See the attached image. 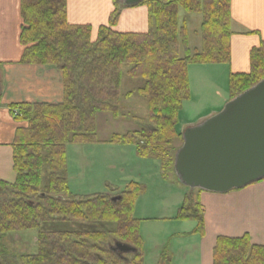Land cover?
Masks as SVG:
<instances>
[{
  "label": "trees",
  "instance_id": "obj_1",
  "mask_svg": "<svg viewBox=\"0 0 264 264\" xmlns=\"http://www.w3.org/2000/svg\"><path fill=\"white\" fill-rule=\"evenodd\" d=\"M20 62L57 69L62 83L59 102H21L10 105L21 122L12 144L14 180H0V237L36 230L38 249L18 260L0 248V264H141L142 241L135 203L143 193L131 180L116 197L110 193L80 196L68 187L66 146L84 143L131 145L140 159L155 158L162 177L172 172L174 154L182 141L180 111L190 98L188 66L230 62V0H142L148 10L143 33L117 31L119 7L94 33L90 25L69 24L66 0H21ZM139 3V4H140ZM179 10L200 14V48L189 44ZM122 75L142 79L136 93L147 100V115L137 129L97 137L98 114L118 118L123 101L134 91H122ZM264 79V40L249 51V70L230 72L228 100ZM189 191L176 220H195L203 232V215ZM104 224H113L106 229ZM135 248L129 260L110 250L108 239ZM213 264H264V243L248 235L218 236ZM17 261V262H16ZM158 264H171L163 249Z\"/></svg>",
  "mask_w": 264,
  "mask_h": 264
},
{
  "label": "crops",
  "instance_id": "obj_2",
  "mask_svg": "<svg viewBox=\"0 0 264 264\" xmlns=\"http://www.w3.org/2000/svg\"><path fill=\"white\" fill-rule=\"evenodd\" d=\"M20 2L21 0H0V180L5 182L14 180L12 144L18 127V121L11 114L10 105L21 102L54 103L61 101L63 95L62 83L57 70L20 62L22 54V47L19 43L22 26ZM113 10V0H66L67 22L76 25H90L93 33L99 26L107 24L108 17ZM230 14V30L232 32L230 62L228 64L210 63L188 66L190 98L182 103L179 124L181 131L187 126L201 122L223 107L228 101L229 73L248 71L250 49L258 46L260 41L264 40V0H230ZM114 29L120 32H146L148 29L147 7L141 3L130 7H119V18ZM237 29L239 31L234 32ZM191 47L200 48L195 45H191ZM212 71H215V74L219 72L222 75V80L219 81L220 85H215L213 80L216 78L211 77L210 81L215 88L212 90V94L207 95L206 109L200 110V113L196 112L193 104L199 100V97L197 98L195 95L194 86L197 87L199 83L196 81L194 85V77L201 74L204 76ZM190 114H194L193 118L189 117ZM91 144L70 145L73 148L66 152L68 187L74 194L99 193L81 192L79 191L81 187L76 185L80 184L83 179L89 181L84 173L88 168L87 162L82 161L83 158L80 157L79 152L91 151L88 149ZM131 147H126L124 150L121 147L119 151H123L132 162L137 164L132 172L126 173L132 176L147 164L146 160L136 156L134 147L132 149ZM89 154L87 155L90 156ZM153 165L159 171V163L158 166ZM98 172H101V167ZM121 175H123L122 172ZM77 176L85 178L76 179ZM129 181L131 179L125 181L124 186ZM97 182L99 185L100 181ZM162 184L164 182H160V185ZM174 185H176L173 186L175 189L168 187L165 190L161 199L167 206L163 204L159 209L160 212L166 209V212L158 213L157 217L151 213L154 208H158L154 204L147 202L139 206L143 200L139 197L135 203L133 216L139 220V234L142 241L141 264H149V261L151 264H158L160 254L165 249L164 245L160 244L162 239H164L163 241L169 238L178 239V242L174 243L173 247L167 251L171 264H213L212 250L218 236L238 238L248 235L252 244L264 243V179L226 193L199 191L196 195L201 205L204 225L201 234L194 232L195 220L182 221L174 218L184 195L189 192V189L181 185L175 176ZM89 186H95V183H91ZM109 188L119 190L111 182ZM153 220L159 221L157 223L160 224L154 226L156 232L154 231L152 234L154 241L151 246L153 245V248L146 249L148 235H145V229L148 224L145 221ZM168 223H174L171 230H169ZM146 250L150 253L149 261L146 260Z\"/></svg>",
  "mask_w": 264,
  "mask_h": 264
},
{
  "label": "water",
  "instance_id": "obj_3",
  "mask_svg": "<svg viewBox=\"0 0 264 264\" xmlns=\"http://www.w3.org/2000/svg\"><path fill=\"white\" fill-rule=\"evenodd\" d=\"M141 0H122L133 6ZM177 180L189 189L225 193L264 178V79L227 101L222 109L182 132L174 156ZM116 254L135 248L115 242Z\"/></svg>",
  "mask_w": 264,
  "mask_h": 264
},
{
  "label": "rangeland",
  "instance_id": "obj_4",
  "mask_svg": "<svg viewBox=\"0 0 264 264\" xmlns=\"http://www.w3.org/2000/svg\"><path fill=\"white\" fill-rule=\"evenodd\" d=\"M118 2L120 3L122 1L118 0ZM179 19L180 21L185 22L186 24V27L190 34L189 35L190 46L195 45L197 47H200L201 45L200 39L194 35H193L194 37L193 36L191 37V34L194 31L199 32L201 15L200 14H186L182 10H179ZM237 31L239 30L237 29L234 32H237ZM93 36H94V33H93ZM42 68H46V67L43 66ZM216 69L222 70L220 68H216ZM54 70H57V69H54ZM58 74L60 75L59 72ZM201 75L200 76L196 75L194 77V85L196 81L197 83H199L197 87L194 86L195 95L197 98L199 97V100L193 104L196 112H199L202 109H206L205 105L207 102L205 101L208 99L207 95L212 94V90L215 88L214 85L210 81V79H212L211 77H214V79L216 78V80L218 81L217 82L216 80H213L215 85H220L219 81L222 80V75L219 72L215 74V71L208 72L204 76H201ZM60 80H61V77H60ZM143 85H144V80L142 79H131L127 77L126 75H122L121 80H120L121 90L122 91H134V94L127 100L123 101L121 114L118 118H113L109 114H98L97 115V119L95 122H96V129H97L96 134L99 139H107L113 133L124 134L127 131L137 129L139 127L140 123H142L141 120L145 118L147 115V100L146 98L136 93V90L142 87ZM193 116L194 114L189 115L190 118H193ZM20 125H22V123L18 122V126ZM178 143L180 142L175 143L176 147H178L179 145ZM130 146L131 145H120V144H112L108 146V145H103L101 143H92L90 147L88 148L91 151H85V150L80 151L79 154L81 155L80 157L83 158L82 161L87 162L88 168L85 169L84 173H85L86 178L88 177L89 181H87V179H85L86 181H84L83 179L81 183L79 182L80 184H76V185H79L81 187L79 188L80 189L79 191L81 192H84V191L92 192L93 191V192H99V193H106L110 191V188H109L110 182L114 184L117 188H119V190H122L124 188L123 183L127 181L128 179L137 181L143 187V193L139 195V198H143V200H141L139 206L147 202L154 204L158 208H154L151 211V213L152 215L157 217L156 215H158V213H162L163 211L166 212V209H163L160 212L159 207L165 203L161 199L163 198V194L165 190L168 187L175 189V187H173V186H176L174 185V175L173 174L169 175L166 178L162 177L161 173H159L160 171H158V169H156L155 166L153 165L155 164L156 166H158V161L153 157H148L147 159H144L146 160L145 162L147 165L143 164L145 167L143 169H138L139 171L136 174L132 176L130 174L127 175L126 173L132 172L133 168L137 167V164L132 162V160L129 159L128 155L125 154L123 151H119V149L123 147L122 150H124L126 147L130 148ZM70 148H73V147L70 145H67L66 152L67 151L69 152ZM132 148L133 146L131 147V149ZM88 153H90L89 154L90 156L87 155ZM95 166H96V169H95ZM100 167H101V172L99 173L98 171ZM121 172L123 173V175H121ZM80 178H85V177L77 176L76 179H80ZM99 178H101V180H99ZM97 181H100L99 185ZM160 182H164V184L160 185ZM91 183H95V186H89V184ZM111 187H114V186H111ZM86 189H89V190H86ZM119 190L110 191L109 193H111L110 194L111 196H115L117 191ZM170 198L172 199V197ZM164 206H167V205L164 204ZM145 222L146 224H148L145 229V235H148L146 249H152L153 245L151 246V244L154 241L152 234L154 231L156 232L155 230L156 228H154V226L160 223H157L159 221H154V220L145 221ZM168 224H169V230H171L173 228L172 226H174V223H168ZM104 227L106 229H113L114 225L104 224ZM36 238H37L36 230L34 229L8 233L4 235L3 237H0V248L1 247L6 248L12 255L16 257V260H18L19 256L23 254H31L37 251L38 242L36 241ZM163 240L164 239L161 240L160 244H163L164 245L163 247L167 251L169 250L170 247H173L174 243L178 242V239L176 238H171V239L169 238V239H166L165 241ZM105 244L106 245L108 244V246L112 245L113 240L109 238L105 242ZM257 245H260V244H257ZM145 255H146V260L149 261L150 253L147 251L145 252ZM130 256H131V253L125 255L127 260H129ZM148 263L151 264L150 261ZM121 264H124V263H121Z\"/></svg>",
  "mask_w": 264,
  "mask_h": 264
},
{
  "label": "bare ground",
  "instance_id": "obj_5",
  "mask_svg": "<svg viewBox=\"0 0 264 264\" xmlns=\"http://www.w3.org/2000/svg\"><path fill=\"white\" fill-rule=\"evenodd\" d=\"M128 122V121H127ZM17 255V254H16Z\"/></svg>",
  "mask_w": 264,
  "mask_h": 264
}]
</instances>
